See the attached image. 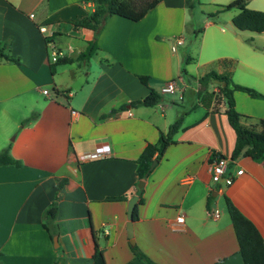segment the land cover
<instances>
[{"label": "crops", "instance_id": "0c3cea01", "mask_svg": "<svg viewBox=\"0 0 264 264\" xmlns=\"http://www.w3.org/2000/svg\"><path fill=\"white\" fill-rule=\"evenodd\" d=\"M191 2L163 0L139 21L112 15L96 38L93 30L73 26L94 11L92 1L0 0V43L20 59H0V152L11 145L24 163L0 167V264H92L97 240L107 264H147L136 258L128 237L135 195V244L156 264H245L225 196L264 238V161L243 155L214 182L210 158L222 154L230 164L237 135L226 102L214 98L207 106L198 95L200 77L211 70L264 94V32L237 29L238 11L209 19L198 35L194 30L196 56L181 53L189 13L202 0ZM248 6L264 11V0ZM42 25L68 59L91 41L99 49L90 60L62 63L53 73ZM173 79L189 107L176 109L177 100L161 93ZM152 89L163 96L158 104L132 106ZM218 90L216 81L209 85V92ZM235 100L239 112L264 119V98L236 91ZM34 112L37 118L27 123ZM182 113L174 142L140 195L136 160ZM57 193L52 236L44 213Z\"/></svg>", "mask_w": 264, "mask_h": 264}, {"label": "trees", "instance_id": "16d2710c", "mask_svg": "<svg viewBox=\"0 0 264 264\" xmlns=\"http://www.w3.org/2000/svg\"><path fill=\"white\" fill-rule=\"evenodd\" d=\"M88 1L94 2V11L86 17L73 22V26L76 30L81 28L91 29L95 32V36L97 38L107 20L112 15H118L133 21H139L163 0ZM195 1L198 0H192L191 7H194ZM249 2L250 0H233L228 4H218V10L210 14L211 16H215L218 13L236 9L239 12L233 17V24L237 29L247 30L254 33H263L264 11L249 8ZM202 31L203 28L199 29L197 32L200 33ZM98 49L99 47L97 41H91L88 47L84 51L80 52L76 58L68 59L65 56L60 58L55 63H51L52 72L54 73L56 66L62 63L70 61H88L93 57ZM0 59L14 62L20 61L19 58L14 57L10 53L8 44L2 43H0ZM221 62L227 63L228 60L223 59ZM182 72L185 73L186 69H183ZM141 80L144 83H148V78L146 76H141ZM216 80L221 82V84H218L219 91L222 99L227 104L226 114L228 116L229 123L234 128L237 135L235 147L230 157V164H228V167L243 155L251 156L258 162L264 161V119L239 112L236 108L235 92L243 91L258 98H264V94L255 88L235 82L230 73H219L216 70H211L199 79L200 90L198 95L203 99L207 106H210L211 102L215 98V93L208 91L209 85L214 83ZM162 98L163 96L161 93L152 89L146 97L133 101L132 106H155L162 100ZM185 114L186 113H182L176 119V121L171 125L168 133L162 134L157 143H149L138 157L136 161L138 164L137 175L139 181L145 180L149 177L153 171V168H151L153 161L161 160L169 145L174 142L173 137L182 126ZM37 116V112L32 113L31 116L26 119V122L28 123L35 120ZM220 157L226 156L214 153L212 154L210 161L213 163ZM23 165V161L13 156L11 153V145L7 146L0 152V167H22ZM65 183H67V178L59 180V189H61ZM143 190L144 188H139L138 193L141 195ZM60 199L61 194L57 193L54 200L44 213V225L51 232L52 236L56 232H53L48 224L53 223L56 219ZM210 199L212 200L213 197L211 196ZM141 201H143L142 198ZM225 203L235 229L244 263L264 264V238L261 232L256 225L235 205L230 197L225 196ZM134 215L137 217V208ZM131 249L137 259L144 261L147 264H156L138 247V245H131ZM92 264H107L104 250L100 247L98 240L96 241L95 252L92 256Z\"/></svg>", "mask_w": 264, "mask_h": 264}, {"label": "rangeland", "instance_id": "374dc122", "mask_svg": "<svg viewBox=\"0 0 264 264\" xmlns=\"http://www.w3.org/2000/svg\"><path fill=\"white\" fill-rule=\"evenodd\" d=\"M203 1L204 0H202V2H200V4L198 3L196 5V7L194 9H192L191 12L189 13L188 25H187V29L185 31V36L187 37V43L181 49V53L184 52L186 55L196 56L194 52L196 50L197 45H199L200 39H198L196 37V33L194 32V30L198 31L200 28H204L206 22L209 19H213V18L217 17L218 19L225 20L227 17L235 15L238 12V10L233 9L230 11L218 13L215 16H211L210 13L216 12L218 10V8H219L218 3L215 1H212V2L211 1H208V2L204 1L203 2ZM251 9H253V8H251ZM256 10H258V9H256ZM198 34L199 33H197V35ZM194 66H195V64L192 63V67H194ZM208 66H209V64L203 65L200 70H204V68H206ZM165 96H167V98H169V99L174 98L177 100V102H176L177 105L175 106L176 109H179V108L184 109L185 107H189V98L187 97L186 101L182 102L179 99V92H177L175 94H166ZM215 99L217 101L222 99L219 90L215 94ZM14 136L15 135H12V137H14Z\"/></svg>", "mask_w": 264, "mask_h": 264}, {"label": "built area", "instance_id": "2783aa9c", "mask_svg": "<svg viewBox=\"0 0 264 264\" xmlns=\"http://www.w3.org/2000/svg\"><path fill=\"white\" fill-rule=\"evenodd\" d=\"M40 31L45 34L47 43L51 46V59L56 62L58 61L61 57L65 56V52L58 48L55 41H54V33L53 31H51L46 25H42L40 27ZM178 44H182L183 43V39L179 38L177 40ZM175 49V47H174ZM179 92V99L183 100L184 98V91L181 87V85L179 84V81L177 79H173L168 81L165 86L162 88L161 93L162 94H175ZM45 94H49L48 90H44ZM90 158H97L98 155L97 154H91ZM228 163L229 160L226 157H220L218 159H216L213 163H212V179L214 182L216 183H220L221 179L223 178V176L225 175L227 168H228ZM218 212V211H216ZM184 216L181 215L177 218V223L178 224H183L184 223Z\"/></svg>", "mask_w": 264, "mask_h": 264}, {"label": "water", "instance_id": "95a60500", "mask_svg": "<svg viewBox=\"0 0 264 264\" xmlns=\"http://www.w3.org/2000/svg\"><path fill=\"white\" fill-rule=\"evenodd\" d=\"M227 28L234 31V27L231 24L227 25ZM216 83L221 84V82L219 80H216ZM157 163H158V160H154L152 165H151V168H154ZM144 184H145V181L141 180L138 184L139 188H143ZM138 200H139V195L133 196L129 202V207H128L129 223L127 224V228H128V237L130 239L131 245H135L133 223L135 220L134 214H135V209H136ZM54 240L57 244L59 243L58 237H55Z\"/></svg>", "mask_w": 264, "mask_h": 264}]
</instances>
